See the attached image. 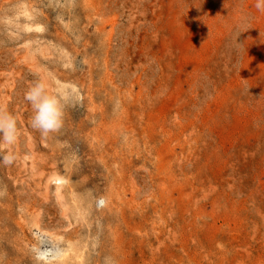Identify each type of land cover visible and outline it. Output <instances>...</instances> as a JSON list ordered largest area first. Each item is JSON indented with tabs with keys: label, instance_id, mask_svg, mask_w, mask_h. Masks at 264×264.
I'll use <instances>...</instances> for the list:
<instances>
[{
	"label": "rangeland",
	"instance_id": "374dc122",
	"mask_svg": "<svg viewBox=\"0 0 264 264\" xmlns=\"http://www.w3.org/2000/svg\"><path fill=\"white\" fill-rule=\"evenodd\" d=\"M256 2L0 0V264H264ZM38 79L80 97L47 137Z\"/></svg>",
	"mask_w": 264,
	"mask_h": 264
},
{
	"label": "clouds",
	"instance_id": "9594fccd",
	"mask_svg": "<svg viewBox=\"0 0 264 264\" xmlns=\"http://www.w3.org/2000/svg\"><path fill=\"white\" fill-rule=\"evenodd\" d=\"M256 8L264 9V0H257ZM25 99L30 103L33 115L30 126L47 137L61 129L64 123L65 108L80 101L79 95L68 88H57L55 93H50L43 79H38L25 93ZM18 135L17 121L15 117L6 113L0 106V143L12 145ZM4 162H11L12 157L5 155ZM101 200L100 204L103 205Z\"/></svg>",
	"mask_w": 264,
	"mask_h": 264
}]
</instances>
